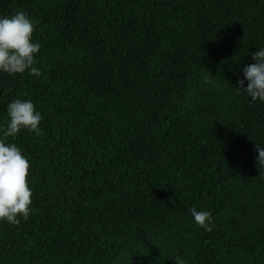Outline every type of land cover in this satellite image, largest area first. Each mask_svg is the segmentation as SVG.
Listing matches in <instances>:
<instances>
[{"label": "trees", "instance_id": "trees-1", "mask_svg": "<svg viewBox=\"0 0 264 264\" xmlns=\"http://www.w3.org/2000/svg\"><path fill=\"white\" fill-rule=\"evenodd\" d=\"M18 11L42 75L0 73V125L16 99L43 119L6 140L33 195L0 264H264V103L234 88L264 0H0Z\"/></svg>", "mask_w": 264, "mask_h": 264}, {"label": "clouds", "instance_id": "clouds-1", "mask_svg": "<svg viewBox=\"0 0 264 264\" xmlns=\"http://www.w3.org/2000/svg\"><path fill=\"white\" fill-rule=\"evenodd\" d=\"M34 22L23 11L10 16H0V73L23 74L39 77L42 72L34 65L41 45L33 41ZM251 54L254 63L242 68L243 79L238 80L237 94L244 93L251 102L264 103V47ZM7 123L0 125V222L13 226L27 219L32 211L33 191L29 187L30 162L22 150L8 137H15L21 130L39 135L43 117L30 100L16 99L7 104ZM256 164L264 169V146L255 143ZM194 223L205 232H212L215 225L212 213L207 210L189 209ZM175 264H188L176 257Z\"/></svg>", "mask_w": 264, "mask_h": 264}]
</instances>
